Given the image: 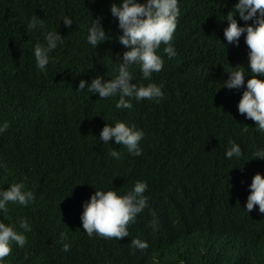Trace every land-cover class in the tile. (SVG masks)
Segmentation results:
<instances>
[{"label":"trees","instance_id":"trees-1","mask_svg":"<svg viewBox=\"0 0 264 264\" xmlns=\"http://www.w3.org/2000/svg\"><path fill=\"white\" fill-rule=\"evenodd\" d=\"M112 2L0 0V124L8 121L0 132V187L23 180L35 197L0 211V219L27 237L22 247L12 243L5 264H264V213L258 205L246 210L248 184L257 171L264 174V158H251L264 147V132L238 110L243 87L222 85L233 66L248 68L245 34L239 44L224 36L223 18L236 0H179L177 54L169 57L162 43L157 52L164 65L151 78L132 67L135 82L162 83L165 96L133 97L131 108L119 109L118 94L102 98L77 89L82 78L113 77L129 47L118 39ZM65 14L71 25L64 24ZM33 16L44 26L28 29ZM97 16L111 38L94 47L86 35ZM236 19L251 23L238 12ZM48 30L59 31L63 44L50 51L54 59L41 71L34 45L46 43ZM117 119L144 130L139 155L114 138L100 140L103 125ZM232 140L243 155L225 156ZM113 148L120 158L110 155ZM137 179L147 181L148 202L127 225L129 235L89 236L83 202L96 187L122 193ZM21 217L31 230L19 226ZM133 237L148 246L133 245Z\"/></svg>","mask_w":264,"mask_h":264},{"label":"clouds","instance_id":"clouds-1","mask_svg":"<svg viewBox=\"0 0 264 264\" xmlns=\"http://www.w3.org/2000/svg\"><path fill=\"white\" fill-rule=\"evenodd\" d=\"M223 19L228 21L224 27V36L228 42L239 44L241 34L244 35L248 46V68L243 64L233 66L227 70V78L222 85L228 88L240 89L243 87L242 95L238 101V110L247 117L254 119L259 131L264 132V0H236L234 5ZM113 16L118 18V27L122 30L118 36L119 41L129 46L122 53V59L117 62L116 74L106 79L97 74L88 82L80 79L77 89H88L90 93H99V97L119 98L115 102L116 108H131L133 106L130 98L140 100L151 98L159 100L165 96L163 84L149 79L146 84L134 81L132 67L138 65L143 77L151 78L154 72H159L164 65V57L157 52L163 43V52L169 57L175 56L176 49L172 43L177 20L180 15L179 0H113L110 5ZM244 21L251 23H238L236 14ZM64 24L71 25L73 18L63 15ZM101 17H92L91 24L87 28V41L94 47L99 42L110 39L106 33ZM44 20L33 16L27 24L28 29H34L39 24L44 26ZM46 43L37 42L34 45V56L36 66L41 71H46L49 63V53L57 47L58 42L63 44L62 34L57 30L45 32ZM246 72L250 78L245 80ZM221 86V85H220ZM8 121L0 124V132L6 130ZM142 128L117 119L114 123H105L100 131L99 138L108 143L111 138L126 146L127 151L133 155H139L143 149L139 141L144 137ZM110 155L120 158L121 152L113 148ZM243 155L242 147L232 140L227 147L225 156L239 157ZM264 158V147H257L251 158ZM148 184L145 180L137 179L134 185L126 192H118L114 188H98L90 195V198L82 204L81 212L82 227L91 236L94 233L104 237H115L117 239L128 236L127 225L134 222L138 213L147 205L148 197L145 190ZM251 191L246 200V210H252L258 205V211L264 213V174L257 171L248 184ZM34 192L25 187L24 181L13 182L8 187H0V211L5 214L8 211L9 202L19 205H28L34 201ZM19 226L25 230H31L28 219L21 217ZM61 232L62 240L66 237ZM25 232L18 231L15 224L6 223L0 219V264H5L4 258L11 252L12 243L16 242L21 247L26 243ZM131 243L140 248H146L148 242L138 237H133ZM65 251L70 248L68 242H63Z\"/></svg>","mask_w":264,"mask_h":264}]
</instances>
